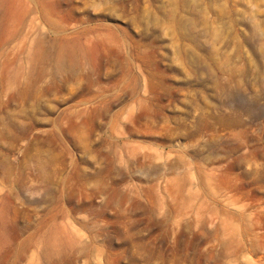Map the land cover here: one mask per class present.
I'll list each match as a JSON object with an SVG mask.
<instances>
[{"label":"rangeland","instance_id":"374dc122","mask_svg":"<svg viewBox=\"0 0 264 264\" xmlns=\"http://www.w3.org/2000/svg\"><path fill=\"white\" fill-rule=\"evenodd\" d=\"M0 264H264V0H0Z\"/></svg>","mask_w":264,"mask_h":264}]
</instances>
